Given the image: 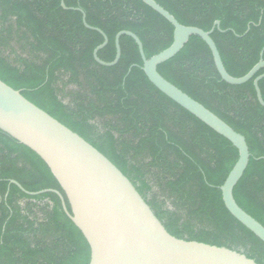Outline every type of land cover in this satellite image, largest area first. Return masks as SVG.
Segmentation results:
<instances>
[{
    "label": "trees",
    "instance_id": "obj_1",
    "mask_svg": "<svg viewBox=\"0 0 264 264\" xmlns=\"http://www.w3.org/2000/svg\"><path fill=\"white\" fill-rule=\"evenodd\" d=\"M0 0V81L79 136L133 185L172 237L229 249L264 264V244L225 209L219 188L238 151L160 93L142 71L166 50L173 28L140 0ZM184 27L210 32L226 72L242 78L264 48V0H153ZM264 60V54H263ZM159 75L245 138L247 169L233 191L264 227V108L254 79L230 86L206 44L191 37ZM264 101V79L258 84ZM65 197L41 159L0 131V264H89L90 250L54 193ZM67 210L70 212L68 203Z\"/></svg>",
    "mask_w": 264,
    "mask_h": 264
},
{
    "label": "water",
    "instance_id": "obj_2",
    "mask_svg": "<svg viewBox=\"0 0 264 264\" xmlns=\"http://www.w3.org/2000/svg\"><path fill=\"white\" fill-rule=\"evenodd\" d=\"M140 1L172 26V44L146 59L140 40L130 32H120L115 37V58L105 63L97 55L106 47L108 40L102 32L86 24L85 14L81 12L85 28L98 32L104 40L93 52L94 61L105 68L116 66L121 56L120 38L125 36L132 39L143 63L141 69L151 85L232 144L238 151V159L219 188L221 198L229 214L264 244V227L240 209L233 198L234 188L242 179L250 160L245 138L157 72L160 65L180 53L191 37H197L208 47L221 80L230 86H241L253 79L260 70H264V48L260 52L259 62L247 75L233 78L226 72L211 39L214 29L219 30L218 21L210 32L184 27L153 0ZM61 7L67 10L63 0ZM263 79L264 73L253 82L257 102L262 108L264 101L258 84ZM0 131L43 161L58 183L70 212L63 196L57 191L46 190L33 194L26 192L14 181L10 184L29 196L54 193L59 197L64 213L89 246V264H256L236 251L172 237L129 180L108 159L28 102L19 91L1 81Z\"/></svg>",
    "mask_w": 264,
    "mask_h": 264
},
{
    "label": "flooded vegetation",
    "instance_id": "obj_3",
    "mask_svg": "<svg viewBox=\"0 0 264 264\" xmlns=\"http://www.w3.org/2000/svg\"><path fill=\"white\" fill-rule=\"evenodd\" d=\"M264 71V70H263ZM264 73V72H263Z\"/></svg>",
    "mask_w": 264,
    "mask_h": 264
}]
</instances>
